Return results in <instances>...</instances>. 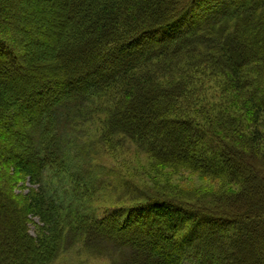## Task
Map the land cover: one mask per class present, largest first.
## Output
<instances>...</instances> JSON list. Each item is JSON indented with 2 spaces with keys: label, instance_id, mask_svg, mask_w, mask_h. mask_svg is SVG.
Here are the masks:
<instances>
[{
  "label": "trees",
  "instance_id": "obj_1",
  "mask_svg": "<svg viewBox=\"0 0 264 264\" xmlns=\"http://www.w3.org/2000/svg\"><path fill=\"white\" fill-rule=\"evenodd\" d=\"M44 1L56 7L45 51L20 42V53L0 37V124L10 115L0 128V264H57L80 239L110 264H264V0ZM8 2L0 15L11 19ZM22 28L39 47L41 34ZM205 80L249 89L257 129L229 113L191 119L192 89ZM79 119L97 123L101 140H132L154 165L235 189L185 196L157 185L129 208L94 205L102 181L70 149ZM18 178L34 187L21 198Z\"/></svg>",
  "mask_w": 264,
  "mask_h": 264
},
{
  "label": "rangeland",
  "instance_id": "obj_2",
  "mask_svg": "<svg viewBox=\"0 0 264 264\" xmlns=\"http://www.w3.org/2000/svg\"><path fill=\"white\" fill-rule=\"evenodd\" d=\"M173 1L175 3L173 2L169 9L179 7V2L181 3L183 0ZM9 2L8 8L13 9V17L9 19L0 15V37L8 40L20 53L25 51L23 47H26L34 56L37 52L36 50L45 51V41H49L51 38L49 36L51 33L45 28L54 17L52 15V10L56 8L54 4L44 0H9ZM57 9L59 8L57 7ZM62 21V15L58 16L57 22L60 24ZM22 26L28 29L31 28L34 31L37 30L41 34L42 42L39 47L31 40L29 30L23 29ZM24 36H27L28 40ZM13 38L17 39L15 40V42L17 41L16 44H14ZM20 42L22 44L24 42L23 47ZM50 55L52 54H48V56ZM262 82L260 92L264 90V76ZM197 85V88L193 87L192 89L197 94H192V100L190 99L192 102V108L190 109L192 111L190 113L191 119L200 124H206L207 120L216 121L220 115L225 116V114L229 113L232 114V118L236 120L240 118L241 121H244L246 124L245 129L248 126L251 131L253 130L251 127H256L257 129L256 121L250 117L249 109H252V106L249 103V89L244 92H233L227 89L223 91L222 89L224 88L220 87L216 80H205L203 84L197 83ZM9 116L6 114L7 124H0L1 130H8ZM79 121L75 136L76 139H80V143L72 144L70 149H72L71 153L77 158V162L84 168L92 170L97 178L102 181L100 190L93 194V198L90 199L92 203L94 202V205L104 206L105 209L111 210L113 208H129L133 204L139 203V201L134 200L138 196H141L142 199L143 195H151V191L157 185L160 187L164 186L170 194L173 193V190H176L181 192L179 195L185 196L195 195L196 193L201 195L222 194L235 189V187L224 180L214 179L185 166L154 165L144 149L136 148L132 140L122 136L121 143L116 141L109 143L110 141L100 139L97 123L92 120L84 122L79 119ZM257 122L260 124L261 129H264V114H260ZM259 132L264 135V130H259ZM1 150L2 148H0V154ZM261 150L264 152V147ZM3 171L2 163H0V174L3 175ZM14 187V192L18 198L24 197L29 189L34 188L28 178L23 180L18 178L14 181ZM38 225L39 221L37 219H33L31 224H29L31 236L36 235ZM15 243L17 247H22L23 245L14 241L13 244ZM85 243L86 241L81 239L73 242V247L60 258L57 264H110L106 258L107 256L97 258L90 251V247L89 250L85 247ZM108 247L110 248L105 249L113 251L120 256H129L128 251H117L111 245Z\"/></svg>",
  "mask_w": 264,
  "mask_h": 264
}]
</instances>
